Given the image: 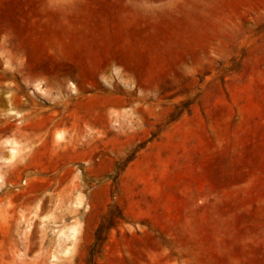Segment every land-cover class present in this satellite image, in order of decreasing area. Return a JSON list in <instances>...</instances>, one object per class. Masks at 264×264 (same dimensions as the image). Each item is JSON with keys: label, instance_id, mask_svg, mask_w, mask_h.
I'll list each match as a JSON object with an SVG mask.
<instances>
[{"label": "rangeland", "instance_id": "rangeland-1", "mask_svg": "<svg viewBox=\"0 0 264 264\" xmlns=\"http://www.w3.org/2000/svg\"><path fill=\"white\" fill-rule=\"evenodd\" d=\"M0 253L264 264V0H0Z\"/></svg>", "mask_w": 264, "mask_h": 264}, {"label": "bare ground", "instance_id": "bare-ground-1", "mask_svg": "<svg viewBox=\"0 0 264 264\" xmlns=\"http://www.w3.org/2000/svg\"><path fill=\"white\" fill-rule=\"evenodd\" d=\"M39 89V88H38ZM40 90V89H39ZM69 90H70V93H73V92H76V94H78L79 92H78V90H77V87H76V85L74 84V83H72V84H70V86H69ZM10 143V142H9ZM15 143V142H14ZM9 153H7V155H6V157L4 158V159H1V161L2 162H4V163H7V162H9L14 156H15V152H16V150H15V148H14V146H13V144L11 145V149L8 151ZM5 155V154H4ZM3 155V156H4ZM2 157V156H1ZM38 212H40V210L38 211ZM38 212H36L37 213V215H38ZM43 212V211H42ZM41 213V212H40ZM44 214H45V212H44ZM35 215V214H34ZM48 215V214H47ZM41 217V216H40ZM46 217V216H45ZM36 218V217H35ZM33 220V219H32ZM27 223V222H26ZM33 224V223H32ZM30 226V225H29ZM30 229L31 228H28L27 230H25L24 231V234L27 236V237H30ZM76 233H77V226L76 225H73L72 227H71V229H70V231H69V233H68V235L69 236H67V237H70V236H72V237H74L75 235H76ZM67 252V251H66ZM4 256L5 255H2V253H0V259L1 260H3L4 259Z\"/></svg>", "mask_w": 264, "mask_h": 264}]
</instances>
